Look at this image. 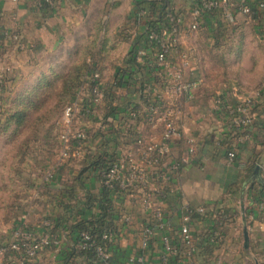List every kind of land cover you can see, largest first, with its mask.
<instances>
[{
    "label": "crops",
    "instance_id": "crops-1",
    "mask_svg": "<svg viewBox=\"0 0 264 264\" xmlns=\"http://www.w3.org/2000/svg\"><path fill=\"white\" fill-rule=\"evenodd\" d=\"M147 1L54 0L51 5L44 0H0V31H17L23 42V47L18 48L11 40L14 43L11 42L8 50L0 53V73L3 72L4 76L17 70L28 51L39 48L49 51L65 41V37L75 35L73 32L97 27V42L102 44L98 56L103 60L113 59L117 64L111 71L108 69V76L103 74L104 80L110 81L116 69L123 66L129 51L142 47L138 38L147 23H158L167 12L166 1L157 0L154 6ZM197 1L170 0V7L182 15L185 24H188L189 13ZM210 20L213 18H206L204 23L208 25ZM8 39L4 37L0 42L6 45L10 43ZM186 43L184 38L183 48H186ZM106 65L104 62L103 67ZM153 72L149 71L147 75L142 69L143 74L137 73L133 84L140 82L142 76L145 80L152 79ZM198 87L185 102V114L181 119L183 133L172 143L170 153L171 158L182 157L191 139L196 146L195 156L181 165L174 179L167 183L165 191L156 200L169 223L168 232L177 250L164 262L158 231H155L148 246L143 248L140 231L143 224L151 220L149 211L126 195H115L113 205L120 210V215L112 244V264H134L129 263L128 259L140 254L144 256V264H264V193L262 197L259 195V187L264 186V98L256 102L257 117L254 123L243 129H233L229 127L228 117L214 109V103L202 95L204 92L197 93ZM129 93L117 95L119 106L132 99ZM83 119V123L77 122V127L83 126L89 130L95 151L101 143L98 136L101 116ZM110 125L109 133L113 138L107 144L112 152L125 138L128 141L135 134V129L123 126L115 128L112 122ZM159 130L146 129V132L158 138ZM123 144L125 146L126 142ZM230 151L234 152L232 159L228 157ZM81 160L78 158L61 164L52 179L41 181L37 187L35 184V200L31 198L24 202L16 221L30 223L41 234L47 229L53 230L54 219L62 220L69 229L81 216L88 220L97 216L94 206L86 207L84 203L87 194L94 198L99 196L101 182L90 171L79 177ZM258 161L262 163L260 178L246 177L249 167L253 163L256 166ZM70 185L73 195H68L66 191ZM186 205L205 208L204 217L195 216L190 223L193 234L216 238L210 245H198L192 256L186 254L185 244L176 233ZM123 215L128 216L127 223ZM244 228L248 233L247 248L243 244ZM62 238V244L44 250L30 264H63L65 255L62 253L73 245V239L68 231L64 232ZM75 262L86 264L84 258H76Z\"/></svg>",
    "mask_w": 264,
    "mask_h": 264
},
{
    "label": "built area",
    "instance_id": "built-area-1",
    "mask_svg": "<svg viewBox=\"0 0 264 264\" xmlns=\"http://www.w3.org/2000/svg\"><path fill=\"white\" fill-rule=\"evenodd\" d=\"M44 1L51 5L54 3V0ZM163 1L167 3L165 22L154 28L147 26L139 40L142 47L132 53L134 61L147 64L149 71H154L153 78L148 82L119 87L115 91L116 95L131 92L132 99L120 105L119 113L116 116L111 114L107 120L114 123L115 128L123 126L135 129L136 137L125 146L122 142L115 147L116 157L108 163L105 184L109 187L116 185L126 196L139 202L141 208L149 211L151 220L144 223L140 231L141 246L146 248L155 231H158L164 250L162 259L166 262L177 249L168 232L169 223L156 200L165 191L167 183L174 179L181 165L194 158L196 152L193 140L189 139L182 157L174 159L170 156L172 143L183 133L181 119L185 114V102L200 84L199 79L187 78V72L194 68L191 62L193 52L192 48H183L182 40L196 32L208 16L222 19L224 16L232 17V13L238 11L253 17L255 12L264 11V0H199L189 13L188 24H185L182 15L173 11L170 0ZM11 36L18 45H23L17 33ZM122 67L127 68V63L124 62ZM2 78L0 73V81ZM89 80L90 86L79 91L76 98L63 109L59 154L54 167L46 171V180L52 179L56 166L71 158H83L88 151L94 152L93 136L89 130L83 126L77 127V124L74 126V118L79 114L95 118L98 115L96 110L106 96L100 70L91 73ZM261 98L259 92L239 93L233 90L215 99L214 109L228 117L231 128L243 129L254 123L257 117L256 102ZM157 128L160 129L158 138L146 132V129L153 131ZM228 157L232 159L234 152L230 151ZM194 213L204 214L205 208L184 206L178 231L189 256L195 252L196 242L200 240L190 227ZM122 218L126 223L129 221L127 215ZM80 236L79 246L82 249L93 248L104 262L111 261L115 238L112 232L104 231L100 242L85 231ZM211 241H214V237H211ZM60 242L57 236H51L48 232L36 234L21 226L7 242L0 243V264L13 262L16 255L15 264H27L29 259L36 258L47 248L58 246ZM144 261L142 254L128 259L129 263L134 264H144Z\"/></svg>",
    "mask_w": 264,
    "mask_h": 264
},
{
    "label": "rangeland",
    "instance_id": "rangeland-1",
    "mask_svg": "<svg viewBox=\"0 0 264 264\" xmlns=\"http://www.w3.org/2000/svg\"><path fill=\"white\" fill-rule=\"evenodd\" d=\"M210 21L185 37L194 67L187 78L200 80L197 93L204 92L213 103L233 90L259 92L263 99L264 19L255 22L234 11L232 17ZM73 33L49 51H28L14 72L8 70L4 76L1 72L0 243L22 226V221L14 224L18 212L34 198L38 181L46 180V170L56 164L64 107L88 88L91 73L100 70L104 78L117 65L98 56L102 44L97 42V27ZM83 118L76 116L74 126Z\"/></svg>",
    "mask_w": 264,
    "mask_h": 264
},
{
    "label": "trees",
    "instance_id": "trees-1",
    "mask_svg": "<svg viewBox=\"0 0 264 264\" xmlns=\"http://www.w3.org/2000/svg\"><path fill=\"white\" fill-rule=\"evenodd\" d=\"M160 1L165 2L163 0H160ZM156 2H157V0L147 1V3L150 6L156 5ZM164 5L166 8L167 3L166 4L164 3ZM165 11H167V10H165ZM166 13L164 14L163 17L160 18L161 20L157 21L158 23L148 22L146 26H148L149 28H154V27L158 26L159 24L164 23L166 20ZM208 17H210V16H208ZM253 18H254L255 22L261 23L264 19V11L255 12L253 15ZM14 32L17 33V31H13L10 33H6L4 30L0 31V41H3V38L7 37V38H9L8 42H10L6 45L0 42V53H4L6 51V49L8 50V47H10L11 44L14 42L16 43L17 47L20 46V45H18L17 41L12 39L11 35ZM138 39L141 40V36ZM11 40L14 42H12ZM21 42H22V40H21ZM135 44H136V42H135ZM134 51L135 50H133V49L131 51H129L127 59L125 60L128 67L127 68L126 67L125 68L124 67H118L115 71L113 78L110 81L104 80V78L102 77V73H101V80H102L104 92L106 95L105 99L103 100V103L101 105H99L97 110H96V113H98V109L101 108L100 109L101 114L99 116H101V119H102V126H100V129H98V136L101 137V143H100V147L97 148L94 152L88 151L87 153H85L84 157L82 158V160L80 162L81 169L78 172V175L80 178L86 171H90V172H94V174H96V177L101 182V191L99 193V196L94 198L92 195L87 194L86 195V202L84 203V205L86 207L94 206V208L97 211V216H94L89 220L86 218H83L81 216L71 226H69V229H68V226L63 225L62 220L54 219V220H52L53 230L52 231H50L49 229L46 230L51 236H57L61 240V242L63 240L62 235L64 234V232L68 231L70 234H72L73 245L70 246L69 249L65 250L64 253H62L63 255H65L63 257V264H77V262H75L76 258H84V260L86 261V264H112L113 263L112 259H111V261H109V263L104 262L102 259H100L98 257L97 253L95 252V250L93 248L82 249L79 246L80 240H81L80 233L85 231L89 235L93 236L95 238V240L98 242H100L101 234L104 231H110L114 234V236L117 234L116 221L119 218L120 210L113 205V198L115 195H125V192L120 190L116 185H113V187H109L107 184H105V173H106L107 168H108V163L110 161H112L113 159H115V157H116L115 150L112 152L109 151V147L107 144V143H109L111 138H113V137H110V134H112V133H109V130H111L112 125H110L111 122H109L107 120V118L111 114L116 116L119 113L118 109L120 108V106H119V98L115 94L116 89L119 87H122V86H128L130 84H133V82L137 79V77H136L137 73H140V75L143 74V73H141L142 69L144 70V74L147 73V75H148V72L150 70L149 66L147 64L141 65L140 63L134 61V58L132 56L133 55L132 53ZM142 78H143V76H142ZM142 78L139 81L148 82L150 79V78H147L145 80ZM2 81H3V79H1L0 83ZM68 103H70V102H68ZM84 118L92 119V115H90L88 117L85 116ZM230 133H232V131ZM135 137H136V134H132L130 136V138L128 139V141H125V139H126L125 138L122 142H126V143L129 141L131 142L134 140ZM92 139H93V137H92ZM71 161H75V159L71 158L65 163H69ZM57 168H58V166L55 167L54 175L56 173ZM254 168H255V164L253 163L249 167L246 177H248L249 175L250 176L252 175ZM54 175H53V177H54ZM38 182L40 183L41 181L39 180ZM71 186L72 185H70L69 189L66 190L68 195H73V189L71 188ZM263 193H264V186H260L259 187L260 197H262ZM195 216L204 217L203 214H198V213H194L192 215L193 218H195ZM48 219H50V217ZM15 222H17L15 225L18 226L19 222H21V221H15ZM21 225L24 229L34 231V232H36V234H38L37 230H35L30 225L29 226H27V225L23 226V222H21V224L19 226H21ZM179 227H180V225H179ZM179 230L180 229L178 228L177 232H176L177 236L179 235V233H178ZM197 236L200 237V240L196 242V246H198V245H210V243H212L211 236H209V235L208 236L197 235ZM178 237H181V236L179 235ZM215 240H216V238L214 237V241ZM60 244H62V243H60ZM52 248H55V247L52 246L51 248H47V249H52ZM47 249H45V250H47ZM16 256L13 257V260H12L13 262H9L6 264H15ZM36 258L29 259L27 261V264H30ZM2 264H4V263H2Z\"/></svg>",
    "mask_w": 264,
    "mask_h": 264
},
{
    "label": "water",
    "instance_id": "water-1",
    "mask_svg": "<svg viewBox=\"0 0 264 264\" xmlns=\"http://www.w3.org/2000/svg\"><path fill=\"white\" fill-rule=\"evenodd\" d=\"M262 166V163L260 161L257 162L255 168H254V171L252 173V175L250 176L251 178L252 177H255L257 179H259V172H260V167ZM244 247L247 248L248 247V233H247V229L244 228Z\"/></svg>",
    "mask_w": 264,
    "mask_h": 264
}]
</instances>
